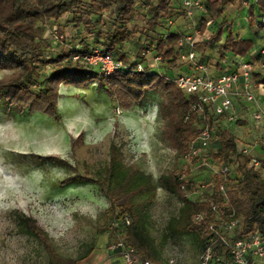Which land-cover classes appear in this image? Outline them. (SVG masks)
Segmentation results:
<instances>
[{"label": "trees", "instance_id": "1", "mask_svg": "<svg viewBox=\"0 0 264 264\" xmlns=\"http://www.w3.org/2000/svg\"><path fill=\"white\" fill-rule=\"evenodd\" d=\"M138 1L0 0V69L13 70L8 77L0 79V91L20 112L41 111L56 119L59 118L57 101L61 84L87 87L91 82L97 81L105 94L123 109L132 108L150 91L160 92L166 99L159 106L164 122L162 134L175 151L184 155L196 141L201 126L206 125L211 132V139L205 150L213 145L212 158L221 164L208 185L210 192L207 198L202 200H193L186 192L193 184L190 170L196 168V164L201 163L205 157L202 151L191 160L192 165L158 176L159 187L176 196L182 203L177 217L179 229L200 237L203 249L208 225L216 220L217 213L212 209V204H215L223 220H240V232L259 231L264 237V176L261 170L250 164L253 159L252 150L249 154L241 152L239 139L233 131V124L242 125L243 121L237 115L235 119L228 120L226 116L216 114L211 104H204L200 112L192 111L191 105L197 99L196 95L182 91L171 78L177 74L174 70L179 63L177 41L189 21L181 3L178 6H173V0H155L149 3L146 28L159 34L151 39L149 36H144L143 40L137 38L131 47L129 42L133 31L127 28L125 22ZM203 1L205 9L199 14L200 17L204 14L210 17L222 14L224 6L229 2ZM258 1L261 5L257 12L252 11L250 0L246 6H249V21L252 22L255 16L260 25L258 15L264 8V0ZM107 10L111 12L113 19L112 28L99 37L100 46L81 41L69 46L67 50L45 56V46H52L51 41L44 37L46 23H56L63 15H70L69 20L73 26H82L87 32H92L97 25L95 17ZM172 24L176 25V29L171 28ZM206 24L205 20H201L197 26L201 33L206 31ZM161 27L164 28L163 32H160ZM208 31L210 34L204 39L198 37L197 43L203 41V49L217 44L218 63L225 58L227 52L243 57L252 47L250 39L241 38L234 33L232 22L225 17ZM223 32L226 35L220 41ZM95 47L110 52L124 67L109 76H102L97 68L72 60L74 53L90 52ZM145 50L162 55L159 68L148 65V60L141 54ZM199 54V61L211 64L209 52L200 51ZM252 57L257 61L264 59L259 53ZM137 63L143 64V70L135 69ZM252 80L255 84H264V69L259 65L252 70ZM252 123L254 124L253 121ZM232 164H236L234 171ZM259 165L264 168V157L260 159ZM223 166H228V172L221 171ZM74 177L96 183L103 196L108 199L112 212L109 234H117L114 242L131 246L141 258L158 263L157 249L147 226L148 210L156 189L152 175L133 163H124L121 148L111 141L103 176L91 177L85 170V174H75ZM71 179L69 177L62 182L66 183ZM221 185L225 188V194L219 190ZM198 212L203 217L197 221L193 217ZM124 215H128L131 222L128 225L115 224ZM18 223L27 234L41 242L47 255V264H77L95 247L92 242L78 256H64L54 248L48 233L35 218L19 215ZM223 248L221 241L216 239L213 244L214 253L221 252Z\"/></svg>", "mask_w": 264, "mask_h": 264}, {"label": "rangeland", "instance_id": "2", "mask_svg": "<svg viewBox=\"0 0 264 264\" xmlns=\"http://www.w3.org/2000/svg\"><path fill=\"white\" fill-rule=\"evenodd\" d=\"M153 2L139 0L125 22L133 31L131 47L137 38L151 39L159 34L149 31L145 24L147 5ZM223 11L211 17L195 13L197 26L201 20L207 22L206 31L200 32L199 38H206L208 30L222 17L249 30L246 8L241 9L239 0H229ZM70 18L63 15L56 23H46L44 37L53 46H45L46 57L81 41L100 46L99 37L112 28L113 22L111 12L104 11L95 17L96 28L87 32L82 26H73ZM225 35L223 32L220 41ZM196 48L199 52L203 50V41ZM216 48L217 44L208 50L213 62L217 60ZM231 55L226 53V57ZM149 63L156 69L160 67L151 58ZM181 65L177 63L175 73L183 70ZM12 71L0 69V79ZM58 92L56 119L41 111L20 112L0 91V264H47L41 242L23 230L18 223L19 215L35 218L54 248L64 256H78L101 236L108 243L115 241L117 234H109L112 212L108 199L96 183L74 177L85 174V170L91 177L103 176L111 141L121 148L124 163H133L153 177L156 189L147 226L157 249L158 263L198 264L201 238L179 229L177 217L182 203L157 183L161 174L190 166L162 134L164 122L159 106L165 97L158 91H150L141 102L123 109L105 94L97 81L87 87L61 84ZM237 109L236 115L243 121L242 125L233 124L239 146L251 147V156L260 163L264 157V144L260 143L264 134L252 123L249 106L237 103ZM213 152L211 145L202 151L205 154L202 162L196 168L191 166L193 184L186 192L193 200L207 198L212 176L221 167L212 158ZM235 166H231L233 171ZM258 166L264 176V168ZM69 177L70 181L62 182Z\"/></svg>", "mask_w": 264, "mask_h": 264}, {"label": "built area", "instance_id": "3", "mask_svg": "<svg viewBox=\"0 0 264 264\" xmlns=\"http://www.w3.org/2000/svg\"><path fill=\"white\" fill-rule=\"evenodd\" d=\"M249 0H242L243 5H248ZM188 23L183 35L177 41L179 63L188 65V69L172 76L176 85L187 94H195L197 99L191 105L194 112H200L204 104H211L216 114L224 115L228 120L236 117L235 105L241 103L250 107V118L255 126L264 134V105H261V99L255 92L256 84L252 80V70L259 65L264 69V59L257 61L254 57H246L240 60L237 66L232 70H224L219 74L213 75L209 70V65L199 61V51L196 48L199 27L194 20L197 12H203L205 9L203 0H182L181 2ZM259 24L264 33V8L258 15ZM261 58H264V45L258 51ZM142 56L149 58L158 65L162 60L159 53H151L145 50ZM72 60L84 65L97 68L102 76H109L120 68L123 64L115 59L108 51H103L98 47L90 52L74 53ZM152 67V66H151ZM142 63L135 65L136 70H143ZM211 139L209 128L201 126L198 131L196 141L192 143L184 158L191 164V160L205 150ZM264 144V139L260 140ZM251 147L241 148L243 154H249ZM257 167L259 162L253 158L250 163ZM228 166H223L221 171L228 172ZM219 190L225 194L224 186ZM212 209L217 213L216 220L208 225V233L205 239V245L201 251L198 264H258L264 262V237L259 231L240 232V220L233 218L223 220L218 214V208L212 204ZM232 215V213L230 214ZM203 214L198 212L194 215V220L202 219ZM131 219L128 215L122 216L119 222L128 225ZM218 239L224 248L221 252L215 254L213 244ZM110 249H118L122 264H159L137 255L135 249L131 246H125L121 242H113Z\"/></svg>", "mask_w": 264, "mask_h": 264}, {"label": "crops", "instance_id": "4", "mask_svg": "<svg viewBox=\"0 0 264 264\" xmlns=\"http://www.w3.org/2000/svg\"><path fill=\"white\" fill-rule=\"evenodd\" d=\"M253 12H257L258 8L260 7L261 3L258 0H250ZM173 6H178L181 3V0H173ZM239 5H241L242 8H246V20L249 22V30L244 28L243 26H235V23L232 22V28L236 35H239L241 38H247L250 39L252 42V47L248 51V53L243 56L239 57L238 55H231L230 57H226L222 60L217 62H213V59L211 57V64L209 65V70L213 75L219 74L224 70H232L234 69L237 64L240 62L241 59L246 57H251L253 54H257L260 47L264 45V33H262L261 26L257 24L255 20V16H253V21L250 22L249 18L247 16V9L249 6H244L241 1L239 0ZM200 13V12H199ZM172 29H176V25H171ZM182 28V27H181ZM209 49H203L201 51H204L205 53H208ZM218 56V55H217ZM241 58V59H239ZM218 63L219 65L216 66ZM180 68H183V70L188 69V65L184 64L181 65ZM179 71V72H181ZM178 72V73H179ZM255 92L258 94L259 98L261 99V105H264V84L258 83L256 84ZM250 109V107H249ZM239 112V109H237ZM113 242L108 243L104 236H101L96 244L92 252L84 259L77 262V264H122L121 256L118 249H110L109 246ZM258 264H264V262H258Z\"/></svg>", "mask_w": 264, "mask_h": 264}]
</instances>
